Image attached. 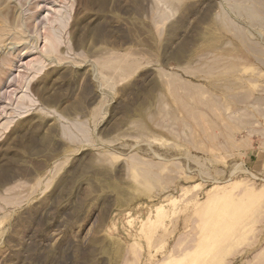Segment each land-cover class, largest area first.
I'll list each match as a JSON object with an SVG mask.
<instances>
[{
  "label": "rangeland",
  "instance_id": "obj_1",
  "mask_svg": "<svg viewBox=\"0 0 264 264\" xmlns=\"http://www.w3.org/2000/svg\"><path fill=\"white\" fill-rule=\"evenodd\" d=\"M184 262L264 264V0H0V264Z\"/></svg>",
  "mask_w": 264,
  "mask_h": 264
},
{
  "label": "bare ground",
  "instance_id": "obj_2",
  "mask_svg": "<svg viewBox=\"0 0 264 264\" xmlns=\"http://www.w3.org/2000/svg\"><path fill=\"white\" fill-rule=\"evenodd\" d=\"M44 1V0H43ZM42 2V1H41ZM41 2H39L38 4H40ZM38 7V6H37ZM46 16V15H45ZM2 27V26H1ZM4 28V27H2ZM43 35V34H42ZM17 38H20L18 35H17ZM12 39V38H11ZM46 43L43 44V47L41 49V52L43 53H46V54H51L52 52L55 51L56 49V44H57V41H58V35L54 32L50 33V34H45V37H44ZM8 41V40H7ZM115 68V67H114ZM238 168V167H237ZM234 204V203H232ZM233 206V205H232ZM236 206V204H235ZM225 208H223L224 210ZM234 211V210H233ZM233 215L232 213V210L230 209H227V210H224V211H221L220 212V217L219 219H222V220H227L229 218H231V216ZM181 261H179L180 263ZM184 264H187L186 262H184ZM190 264V263H188Z\"/></svg>",
  "mask_w": 264,
  "mask_h": 264
}]
</instances>
